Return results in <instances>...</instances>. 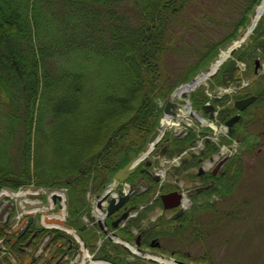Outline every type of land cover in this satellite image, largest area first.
<instances>
[{
	"label": "trees",
	"instance_id": "16d2710c",
	"mask_svg": "<svg viewBox=\"0 0 264 264\" xmlns=\"http://www.w3.org/2000/svg\"><path fill=\"white\" fill-rule=\"evenodd\" d=\"M193 1L0 0V124L2 137L17 145L13 149L16 163L0 169V189L61 182L71 189L73 214L80 172L86 184L92 173L98 176L110 171L108 148L122 146L117 138L128 139L132 130L148 133L145 125L156 124L155 118H146L154 111L143 109H156L157 102L168 97L178 83L170 84L169 76L159 73L160 62L174 39L170 25ZM260 1L241 0L239 17L219 24L225 36L217 43L204 44L196 52V63L172 76L178 74L179 81H189L213 61L220 46L236 39L248 25L249 14ZM203 18L213 23L207 12ZM258 32L259 43L252 51L259 49L264 55L261 24L253 41ZM178 45L172 44L169 51ZM221 72L226 74L227 85L240 83L236 69ZM106 73L112 81L101 82L99 88L106 93L99 94L93 78ZM260 89L254 106L263 103L264 86ZM228 110L232 115L234 109ZM42 127L50 129L43 138L39 136ZM40 148L46 155H59L60 160L39 165ZM231 166L218 178L214 189L218 194L227 186ZM27 239L25 235L20 241ZM55 251L61 252L56 247Z\"/></svg>",
	"mask_w": 264,
	"mask_h": 264
},
{
	"label": "flooded vegetation",
	"instance_id": "af4514ba",
	"mask_svg": "<svg viewBox=\"0 0 264 264\" xmlns=\"http://www.w3.org/2000/svg\"><path fill=\"white\" fill-rule=\"evenodd\" d=\"M202 100L200 96L192 99L194 112L190 113L191 121L185 119L186 107L184 111L169 108L166 114V107L159 101L156 109H143L154 111L153 116L146 117L148 119L160 116L158 126L145 125L149 140L134 143L117 138V144L121 143L122 146L108 148L111 152L107 159L110 171L98 176L92 173L86 184L80 172L75 218L68 220L78 236L75 250L80 259L88 254L115 264H152V261H148L152 258L173 259L170 264H194L189 261L191 254L186 251L187 243L197 231L194 224L200 226V211L218 199V193L214 190L218 177L224 176L222 169L237 152L229 146L228 155L224 156L223 141H209L208 133L203 134L205 132L198 129V133L194 134L192 127L169 138L167 130L170 125H165L163 121L169 119L177 122L175 128L183 120L189 123L187 126L197 122L202 128H209L208 119L211 116H214V122L223 125L238 114L242 116V112L236 111L230 115L227 112L229 107L223 102H208L207 105ZM200 117L204 123L199 120ZM239 124L241 122L227 128L228 141L236 136V126ZM140 155L145 156L141 158ZM133 159H137L130 167L133 170L121 175L122 182L115 180L114 176ZM98 168L102 169L103 166L99 165ZM16 206L9 201L0 203V224L9 226L16 222L17 225L25 219L17 215ZM109 206L111 210L118 209L109 215ZM196 211H199L198 214ZM29 222L31 218H26L24 225L15 233L20 247L24 245L20 241L22 237L27 235L29 239L33 236L35 229ZM39 233L37 237L41 235ZM62 238L65 248L67 239L63 235ZM56 244L53 240L52 248L64 250ZM62 254L60 252V256Z\"/></svg>",
	"mask_w": 264,
	"mask_h": 264
},
{
	"label": "rangeland",
	"instance_id": "374dc122",
	"mask_svg": "<svg viewBox=\"0 0 264 264\" xmlns=\"http://www.w3.org/2000/svg\"><path fill=\"white\" fill-rule=\"evenodd\" d=\"M241 3V0H196L186 5L183 12L176 17V22L170 25L171 30H175V34L168 47L170 50L172 44H178V42L180 46L178 45L173 52L168 50L163 53L159 68V73L162 76H169L171 79L170 84L178 82L173 87V91L207 70L221 51L228 48L230 43L237 40L250 26L256 7H253L252 12L249 14L250 22L244 29L239 30L237 38L220 46L216 58L201 67L189 81H179L176 77L178 74L172 76V74L178 72L185 73L189 66L195 64L198 60L196 52L197 50L201 52L204 44L217 43L225 36V30L219 24L234 22V19L239 17L238 15L241 13ZM206 12L213 23H209L203 18ZM260 24L264 29V17H262ZM259 36L258 32L254 36V41L252 40L253 37L250 38L247 44L250 49L246 47L247 45L243 46L224 64L225 66L223 65L222 70L225 72L236 69L238 71L237 75L242 78V83H245L246 87L240 92H236L233 85L225 83L228 80L225 81L226 74L224 75L221 70L212 81L208 82V86H200L192 92L189 100L192 101V98L205 96L213 104L219 99L223 103L229 102L228 104H230L246 94L257 95L260 93V88L264 86V72L258 71L255 75L254 69L256 65L260 66L261 64V68L264 70V55H255L252 51L255 45L259 43L257 42ZM167 73L171 74L168 75ZM93 81L96 83V87L99 88L101 82L110 83L112 78L106 73L105 75H96ZM98 91L99 94L106 93L105 88H102V90L99 88ZM225 91L232 92L225 93ZM172 92H169L168 97ZM168 97L166 98L168 99ZM164 101L162 100L159 103L163 104ZM176 101L179 105L184 103L183 100L177 99ZM159 118L160 116L155 118L156 126H158ZM242 118L241 124L236 126L235 138L233 137L229 141L226 138L227 132L216 134L209 128H202L197 122H193L194 126L192 122L190 126H187L189 123L186 120L191 121L188 117L180 123L178 128L169 127L167 130V136L173 138L176 133H184L189 127L195 130L194 134H197L196 131L201 129L203 131H200L205 132L203 134L208 133L214 142L222 143L223 141L225 143L224 156L228 155L229 146L237 152L222 169L225 172L228 166L234 164L230 167L227 179L225 178L228 182L226 183L227 186L223 189L220 188L221 193L217 194L218 199H213L215 200L214 204H208L209 207L205 206L202 209L203 211H200L198 215L201 222L200 226L194 224V229L197 231L191 236L192 240L187 243L186 247L188 254H191L189 261L194 264H264V100L263 103L248 108ZM1 126L0 124V153H5L8 157L4 158L0 155V169L16 163L13 151L17 148L15 142L13 145V143L2 137ZM217 128L219 129V125H217ZM48 131L50 129L42 127L39 136L43 138ZM147 134L132 130L128 140H132L134 143L137 141H143L142 143H144L150 138ZM4 147L8 148L3 149ZM40 149L42 151H39L38 154L39 165H49L60 160L59 155H46L43 148ZM47 183H50V181ZM53 186L65 189L64 192L56 193L60 194L63 200L66 199L65 202L69 198L70 205H73L69 187H65L61 182ZM74 204H76V196ZM64 205L66 206V203ZM198 212L195 213L198 214ZM165 260V263L173 261V259ZM142 264L149 263L144 262ZM152 264L158 263L152 262Z\"/></svg>",
	"mask_w": 264,
	"mask_h": 264
},
{
	"label": "water",
	"instance_id": "95a60500",
	"mask_svg": "<svg viewBox=\"0 0 264 264\" xmlns=\"http://www.w3.org/2000/svg\"><path fill=\"white\" fill-rule=\"evenodd\" d=\"M262 3H263V2H261V4H260V5L258 6V8L256 9V11H255V15H254V17H253V19H252V22H251L250 26L244 31V33L238 38V40H236L234 43H232V44L228 47V54H227V56H226L224 59L220 60V61L218 62V64H217V66H216L214 69L209 68L208 70H206V71H205V74H206L205 76H203V74H200V75L197 76L196 78L192 79L188 84H185V85L181 86L180 88H178L177 90H175V92H174V93L172 94V96H171V99H172V100L175 99V98L177 97V95L186 98L188 92L195 90V89L199 86V84H206L207 80H211V79H213V77L219 72L220 68L225 64V62H226L228 59H230V58L235 54V52H236L239 48H241L242 46H244V45L248 42L249 38L252 36V34L254 33V31L257 29V27H258V25H259V23H260V20H261V18H262V16H263V13H262V14H260L259 17H257V18L255 19L256 14H257V11H258L259 7L262 5ZM235 43H237L236 46H235ZM198 80H201V81L198 83ZM189 86H194V87H192V89L189 88V89L186 90V91H181L182 88H184V87H189ZM254 100H255V97H249V98H247V99L237 101V102L235 103V108H237L239 111H243V110H245L250 104H252ZM174 106H175V104H174L172 101L168 102V103L166 104L165 113L168 114V113H169L168 109H169V108L171 109V108H173ZM211 118H212V116H211ZM239 120H240V116L237 115V116L231 118L229 121H227V122H226V126L229 128V127H231L234 123L238 122ZM149 151H150V150H148L147 152H149ZM144 156H145V155H140L141 158H143ZM135 160H137V159H133V160L131 161V163H130L128 166H126L123 170L119 171V172L114 176L115 180H117V179L120 180L122 174L129 173L130 171H132L133 169H131L130 167H132V162L135 161ZM120 182H122V180H120ZM30 189H32V190H37V188H35V187H31ZM5 190L8 191V192H11V193L16 192V191H14L13 189H10V188H6ZM57 190L62 191L61 189H57ZM47 191H49V189H48ZM3 198H7V199L11 200L12 202H13V200H14L15 202H19V201L22 200V198H20V197H9V196L3 195V196H0V201H1ZM29 198L32 199V200L34 199V198H32V197H29ZM37 199H38V203L34 206V207L37 209L36 212H30V213H28V214H25L26 217H33V218H34V224H38V225H39V227L36 226L37 228H41V227H42V228H46V229H50V230L56 229V230H60V231H62V232H66L65 229L72 230L69 226H67V225L65 224V221H66V220L68 219V217H69L68 214H67V215L65 216V218H63L62 220H59L58 218H48V219L44 220L45 223L47 224V226H44L42 223L39 224V220L41 219L42 214H44V210H43V209H44V208H49V204H48V203H46V204H42V202H41L42 199H43V195H42V194H40V195L38 196ZM56 200L61 201V199H60L59 196H55V197L53 198V203H54V204L56 203ZM24 203H26V202H24ZM24 205H25V209H29L30 206H28L27 204H24ZM12 208H14V207L12 206ZM61 208H62V206L60 205V206H59V209H61ZM19 209H20V211H23L22 208H19ZM114 209H115V210H114ZM117 209H118V207L113 208V209L111 210V206H109L108 209H107V212H108L109 215H110L111 213H113V212L116 211ZM111 211H113V212H111ZM58 214H59V215H62L60 211L58 212ZM30 224H31V223H30ZM1 227H2V226H1ZM4 233H5L6 235H8V232H7V231H4ZM35 235H36V233H34L33 236L28 240V242L25 244L24 248H21V249L19 250L20 252H24L25 249L29 247V244H30V242L32 241V239L35 237ZM9 239H11V237H8V240H9ZM74 240H75L74 237L71 236V239L69 240V243H70L71 246H72L73 244H75V241H74ZM14 241H17V240H14ZM46 247H47V246H46ZM11 255H12V257H13L14 259H10V258H8V262H9L10 264H20V263H19V260H18V257H17V255H16V253L12 252ZM64 257H65V255H63V256L59 259V262H61V261L64 259ZM28 259H32L31 256H30ZM93 260H99V259H93ZM150 260H153V259H150ZM32 261H33V259H32ZM155 261H156V260H155ZM79 263H80V260H79V258L77 257V253L75 252V253H73V255L71 256L69 264H79ZM85 264H86V263H85ZM97 264H99V263H97ZM110 264H115V263H110Z\"/></svg>",
	"mask_w": 264,
	"mask_h": 264
},
{
	"label": "bare ground",
	"instance_id": "6f19581e",
	"mask_svg": "<svg viewBox=\"0 0 264 264\" xmlns=\"http://www.w3.org/2000/svg\"><path fill=\"white\" fill-rule=\"evenodd\" d=\"M262 2H263V3H262V5L259 7V9H258L255 19H256L257 17H259L260 14H262V13L264 14V0H262ZM236 44H237V43H235V46H236ZM227 54H228V49L222 50L221 53H220V55H219V57L216 59L215 62H213L211 69H214V68L217 66L218 62H219L220 60L224 59V58L227 56ZM205 75H206V74H203V76H205ZM200 81H201V80H198V83H199ZM192 87H194V86L184 87V88L181 89V91H186V90H188L189 88L192 89ZM180 110H181V109H180ZM184 114H186V111H184ZM163 123H164L165 125L178 126V123H177V122L173 123V122H172L171 120H169V119L164 120ZM10 195H16V194H10ZM157 260L160 261V262H166V260L159 259V258H157Z\"/></svg>",
	"mask_w": 264,
	"mask_h": 264
}]
</instances>
